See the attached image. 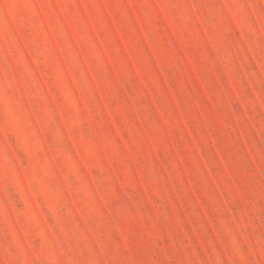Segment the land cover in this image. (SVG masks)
Instances as JSON below:
<instances>
[{
    "label": "rangeland",
    "instance_id": "374dc122",
    "mask_svg": "<svg viewBox=\"0 0 264 264\" xmlns=\"http://www.w3.org/2000/svg\"><path fill=\"white\" fill-rule=\"evenodd\" d=\"M0 264H264V0H0Z\"/></svg>",
    "mask_w": 264,
    "mask_h": 264
}]
</instances>
